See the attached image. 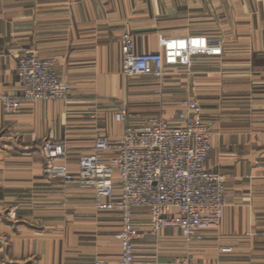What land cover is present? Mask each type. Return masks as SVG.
I'll return each mask as SVG.
<instances>
[{
    "label": "crops",
    "instance_id": "0c3cea01",
    "mask_svg": "<svg viewBox=\"0 0 264 264\" xmlns=\"http://www.w3.org/2000/svg\"><path fill=\"white\" fill-rule=\"evenodd\" d=\"M125 33L133 36L136 53L194 36L223 50L220 57L196 56L191 69H170L187 76L180 78L188 83L182 90L200 102L211 124L207 168L227 177L230 193L223 222L189 245L171 228L150 236L149 214L137 211L136 228L146 233L136 243L139 263L264 264V0H0V98L19 93L17 69L27 55L54 59L73 87L66 101L23 102L13 115L0 100L2 264L120 259V217L95 209L93 188L48 179L42 146L64 142L66 164L78 173L97 135L121 136L119 105L127 104L134 124L169 118L166 99L148 104L154 103V79L140 77L148 82L142 84L123 76ZM172 75L164 79L169 87Z\"/></svg>",
    "mask_w": 264,
    "mask_h": 264
},
{
    "label": "built area",
    "instance_id": "2783aa9c",
    "mask_svg": "<svg viewBox=\"0 0 264 264\" xmlns=\"http://www.w3.org/2000/svg\"><path fill=\"white\" fill-rule=\"evenodd\" d=\"M160 44L158 52L136 53L133 36L123 34V76L161 81L171 68L191 69L196 56L223 54L219 43L204 36L171 38ZM56 66L54 59L22 57L17 69L19 93L0 98L5 113H18L23 102L68 100L73 87L59 75ZM203 113L195 99L182 103L173 123L151 117L143 124H134L125 110L118 111L115 120L123 126L121 136L112 141L97 135L92 152L80 158L78 173H72L66 164L68 151L64 142H44L42 152L48 179L93 188L95 209L120 217L122 227L116 238L120 241L121 256L116 264H140L136 243L146 233L136 228L137 211L149 214L150 236L158 237L171 228L179 230L189 245L202 239V232L221 226L230 193L227 177L207 168L214 135ZM92 264L112 263L96 259Z\"/></svg>",
    "mask_w": 264,
    "mask_h": 264
},
{
    "label": "rangeland",
    "instance_id": "374dc122",
    "mask_svg": "<svg viewBox=\"0 0 264 264\" xmlns=\"http://www.w3.org/2000/svg\"><path fill=\"white\" fill-rule=\"evenodd\" d=\"M173 70V69H172ZM169 70L168 72L171 74H177V76H171L173 77V80H170L169 82L171 83V81H173V87H169V85L165 84L168 83V81H164V80H155L153 84H155V92L153 93V99L154 103H148V104H155V105H161L164 100L166 99V102H168V104L170 105V110H169V115H168V119L164 118L163 116H157L160 117L166 121H169L171 123H173L175 121L176 116L180 113L181 109H182V103L185 100L188 99H195L197 100L195 97L192 96H187L188 94L186 92H183L182 90V86L187 85V82H182L180 78L182 79H186V75H181V71L180 70ZM176 78V79H175ZM136 79L137 83H142V84H147L148 82H143L144 80H140L139 78H133ZM131 80V79H130ZM183 93H184V99L181 100V98L183 97ZM181 102V103H180ZM173 103V105H172ZM167 104V103H166ZM125 110L127 112V114L130 117H134L135 115L130 111V108L127 106V104H122L119 105L116 109L115 115L118 111H122ZM204 112V109H203ZM206 121V120H205ZM207 122V121H206ZM210 127L211 124L209 122H207ZM213 150V149H212ZM13 220H16V214L12 215ZM0 264H2L1 259H0Z\"/></svg>",
    "mask_w": 264,
    "mask_h": 264
}]
</instances>
